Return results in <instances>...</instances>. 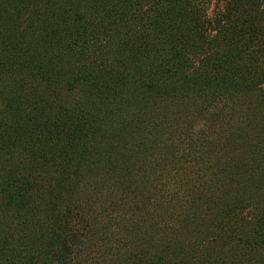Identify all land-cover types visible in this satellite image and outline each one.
I'll return each mask as SVG.
<instances>
[{
	"label": "trees",
	"instance_id": "1",
	"mask_svg": "<svg viewBox=\"0 0 264 264\" xmlns=\"http://www.w3.org/2000/svg\"><path fill=\"white\" fill-rule=\"evenodd\" d=\"M0 264H264V0H0Z\"/></svg>",
	"mask_w": 264,
	"mask_h": 264
},
{
	"label": "rangeland",
	"instance_id": "2",
	"mask_svg": "<svg viewBox=\"0 0 264 264\" xmlns=\"http://www.w3.org/2000/svg\"><path fill=\"white\" fill-rule=\"evenodd\" d=\"M211 7H212V5H211Z\"/></svg>",
	"mask_w": 264,
	"mask_h": 264
}]
</instances>
